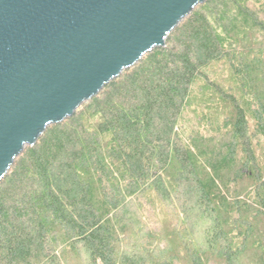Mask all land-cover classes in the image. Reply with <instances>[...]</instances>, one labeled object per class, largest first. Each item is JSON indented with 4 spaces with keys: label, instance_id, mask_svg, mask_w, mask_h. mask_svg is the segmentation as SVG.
I'll use <instances>...</instances> for the list:
<instances>
[{
    "label": "trees",
    "instance_id": "16d2710c",
    "mask_svg": "<svg viewBox=\"0 0 264 264\" xmlns=\"http://www.w3.org/2000/svg\"><path fill=\"white\" fill-rule=\"evenodd\" d=\"M11 163L0 264H264V0L197 2Z\"/></svg>",
    "mask_w": 264,
    "mask_h": 264
},
{
    "label": "water",
    "instance_id": "95a60500",
    "mask_svg": "<svg viewBox=\"0 0 264 264\" xmlns=\"http://www.w3.org/2000/svg\"><path fill=\"white\" fill-rule=\"evenodd\" d=\"M202 0H0V178Z\"/></svg>",
    "mask_w": 264,
    "mask_h": 264
},
{
    "label": "rangeland",
    "instance_id": "374dc122",
    "mask_svg": "<svg viewBox=\"0 0 264 264\" xmlns=\"http://www.w3.org/2000/svg\"><path fill=\"white\" fill-rule=\"evenodd\" d=\"M213 69L211 70V76H216L220 82H222L224 85L230 84L231 81H229V75L230 71L224 63H216L212 67ZM200 94V93H199ZM189 115V112H188Z\"/></svg>",
    "mask_w": 264,
    "mask_h": 264
}]
</instances>
